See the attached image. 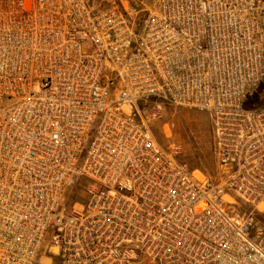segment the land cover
<instances>
[{
  "label": "built area",
  "instance_id": "2783aa9c",
  "mask_svg": "<svg viewBox=\"0 0 264 264\" xmlns=\"http://www.w3.org/2000/svg\"><path fill=\"white\" fill-rule=\"evenodd\" d=\"M263 78L264 0H0V264H264ZM165 101L213 175L154 142Z\"/></svg>",
  "mask_w": 264,
  "mask_h": 264
},
{
  "label": "rangeland",
  "instance_id": "374dc122",
  "mask_svg": "<svg viewBox=\"0 0 264 264\" xmlns=\"http://www.w3.org/2000/svg\"><path fill=\"white\" fill-rule=\"evenodd\" d=\"M94 4V0H91ZM106 2L103 3V6ZM260 95L264 98V79L260 84ZM149 133L154 142L164 151L170 145H178L179 161L190 168L199 169L205 174L213 175L216 169L215 159L211 150L212 123L209 114L200 109L186 108L169 101L163 103L161 115L155 119L146 121ZM83 193L78 187H72L68 196V202L74 197H80ZM244 209L250 206L242 204ZM257 227L264 230V213L257 214ZM55 259L50 258L47 252H41L37 256L35 264H56Z\"/></svg>",
  "mask_w": 264,
  "mask_h": 264
},
{
  "label": "trees",
  "instance_id": "16d2710c",
  "mask_svg": "<svg viewBox=\"0 0 264 264\" xmlns=\"http://www.w3.org/2000/svg\"><path fill=\"white\" fill-rule=\"evenodd\" d=\"M261 82L256 87L254 93L247 98V100L245 102L246 107H263L264 106V98H262L260 95V90H261L260 84H261Z\"/></svg>",
  "mask_w": 264,
  "mask_h": 264
}]
</instances>
